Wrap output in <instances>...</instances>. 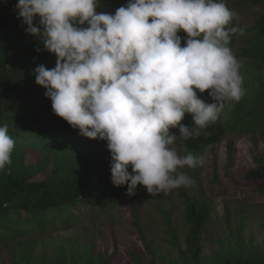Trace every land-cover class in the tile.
I'll use <instances>...</instances> for the list:
<instances>
[{
  "label": "trees",
  "instance_id": "trees-1",
  "mask_svg": "<svg viewBox=\"0 0 264 264\" xmlns=\"http://www.w3.org/2000/svg\"><path fill=\"white\" fill-rule=\"evenodd\" d=\"M99 1L120 0H25L20 7L21 0H0V246L18 239L19 248L18 257L13 254L10 264H111L113 256L102 252L84 254L87 257L82 260H75L73 252L74 260H32L36 241L22 237L44 234L49 229L53 231L54 225L74 222V209L80 206L90 208L120 200L134 204L141 177H158L162 158L152 131L143 132L138 144L107 157L100 168L72 159L66 163L65 152L53 151V146H44L39 139L33 144L42 146L38 150L42 152H32L25 148V140L8 139L10 136L4 132L13 136L25 124L30 128L21 134L36 133L51 141L52 133L70 134L72 123L79 124L81 120L86 126L115 124L108 114L101 119L95 106L82 115L67 105L68 89L64 86L69 83L74 88L85 80H95L84 74L93 69L99 74L103 71L106 79L97 91L105 85L111 90L116 79L127 81L144 115L160 105L177 104L182 94L188 99L205 100L221 87L229 58L217 59L208 47L212 39L227 45L234 43L237 36L234 25L224 22L225 12L217 0H134L144 16L118 19L89 10ZM167 9L180 10L190 18L177 20V16L165 14ZM256 28L263 39L256 49H248L253 52L251 56L264 62V13L258 17ZM86 43L85 51L92 48L100 57L72 64L66 58L61 62L63 69H68L64 74L58 68L50 69L48 64L42 66V56L51 48L79 49ZM31 64L39 70L41 82L31 76ZM239 110L234 112L238 114ZM261 119L264 105L251 108L243 124ZM173 128L177 139L193 150L220 142L226 133L213 101L192 107L183 103ZM232 148L230 140L229 155ZM244 178L246 183L240 189L259 194L264 189V164L249 170ZM66 206L71 217H63ZM52 209H58L60 216L52 215ZM185 209L188 229L184 246L172 232L174 244L185 264H202V234L212 209L202 196L186 204ZM145 244L150 260L137 255L139 264H155L151 243ZM250 251L241 249L219 264H264V252L254 257Z\"/></svg>",
  "mask_w": 264,
  "mask_h": 264
},
{
  "label": "rangeland",
  "instance_id": "rangeland-1",
  "mask_svg": "<svg viewBox=\"0 0 264 264\" xmlns=\"http://www.w3.org/2000/svg\"><path fill=\"white\" fill-rule=\"evenodd\" d=\"M24 1L21 0L18 6ZM216 3L225 12L224 22L234 25L237 36L234 43L227 45L212 39L208 47L217 59L229 58L216 95L198 100L182 94L177 104H163L144 115L142 104L128 88L127 81L116 79L111 90L105 85L97 91L98 85L102 86L106 79L103 71L99 74L93 69L84 71V74L94 76L95 80H85L74 88L69 83L64 86L68 89L67 105H71V111L82 115L88 113L91 105L95 106L101 119L108 114L115 124L86 126L81 120L79 124L72 123L70 134L52 133L51 141L36 133L21 134L30 128L25 124L20 127L21 132L13 136L10 132H2L10 136L8 139L25 140V148H31L32 152L41 149L39 144H33L39 139L42 145L53 146V151L65 152L66 163L83 161L100 168L107 157H113L121 148L138 144L143 132L152 131L162 158V172L158 177H141L134 204L120 200L94 204L90 208L80 206L74 209L77 215L74 222L54 225L53 231L49 229L44 234L23 236L22 239L36 241L32 260H48V263L58 258L74 260L71 252L75 254V260H82L87 257L84 254L102 252L113 256L111 264H139L137 255L150 260L146 241L154 250L155 264H185L179 258V248L174 244L172 232L178 243L184 246L188 229L186 204L199 196L205 198L212 209L202 234V264H219L241 249L251 250L254 257L263 255L264 189L255 194L251 192L257 191H245L239 186L246 183L244 175L249 170L264 164V119L248 121L251 125L243 124L244 119H249L251 108L264 105V62L251 56L252 50L263 39L256 21L264 13V3L253 4L244 0H217ZM89 10L109 19L144 16L134 0L99 1ZM179 12L182 13L175 9L165 10V14L177 16V20L178 17L181 21L189 20L187 13ZM83 47H53L42 56V66L48 64L50 69L58 68L64 74L68 69H63L64 63L61 62L66 58L72 64L76 60L93 59L96 55L100 57L92 48L85 51L88 43ZM29 71L41 82L35 64H31ZM209 101L218 108L226 133L218 143L204 149H189L174 134L175 117L183 103L192 107ZM236 108L240 109L238 114L234 112ZM230 140L233 148L229 155ZM68 210L66 206L63 217H71ZM51 213L60 216L58 209H52ZM17 241L0 246V264H10L13 254L18 257Z\"/></svg>",
  "mask_w": 264,
  "mask_h": 264
}]
</instances>
